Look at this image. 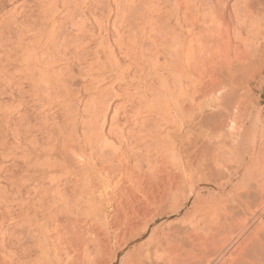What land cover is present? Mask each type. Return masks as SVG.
Returning <instances> with one entry per match:
<instances>
[{"label": "bare ground", "instance_id": "obj_1", "mask_svg": "<svg viewBox=\"0 0 264 264\" xmlns=\"http://www.w3.org/2000/svg\"><path fill=\"white\" fill-rule=\"evenodd\" d=\"M249 73L264 0H0V264H264Z\"/></svg>", "mask_w": 264, "mask_h": 264}, {"label": "rangeland", "instance_id": "obj_2", "mask_svg": "<svg viewBox=\"0 0 264 264\" xmlns=\"http://www.w3.org/2000/svg\"><path fill=\"white\" fill-rule=\"evenodd\" d=\"M12 9H13V6L12 5H8L4 9V11L8 12V11H12ZM91 47H93V46H91ZM90 61L91 60H88V62H90ZM91 62H93V61H91ZM125 63H128V61H126ZM132 74H133V71L130 73V76ZM243 79H242L243 81L241 82V84L243 85V87L244 86L246 87L247 92H248V97L250 98L249 100L251 102H253V103L256 102L255 103L256 104V108L257 107H263L264 108V77L257 78L256 80H252V75L250 74V76L248 75L247 78L245 77ZM104 88H110V83L109 82L101 83L100 89H104ZM120 90L122 91L123 87L120 88L118 91H120ZM240 91L243 92L241 87H238V92H240ZM98 94H100V93H98ZM98 94L94 93L92 96H90V98L93 97V96L95 97V95H98ZM90 98L86 97L85 99H90ZM250 103H248V104H250ZM15 117H16V115L14 113L10 116V118H15ZM141 147H144V145H141L140 148ZM233 158H234L233 160H235V162L237 163V166L236 167L234 166L235 171H237V172H236L235 175H233L231 177V185H230V181H229V183H228L229 187L226 189V191L224 193H220L221 195L222 194L223 195H227L229 192L234 191V190H237V191L240 192L241 190H243L246 187V183H247V181L245 180L246 174H245V171H244L245 169L243 167V162L241 160V157L238 154H236ZM222 161L229 162L228 161V156L226 154H223L222 159L220 160V163H222ZM60 188H62V185L60 186ZM187 207H188V204L186 205V208ZM172 213H173V215H172ZM182 216H183V218H182ZM190 216H184V211H182V213L180 212V213H177V214H175V212H173V211H169L168 213L166 212L164 215H162L158 219L157 222H158V224H160L159 228L160 229L161 228L162 229L165 228L164 229L165 231L168 229V227L170 228L172 226H175V224H176L177 227H180V225L183 222H184L183 223L184 226H183V224L181 225V227H183V228H186L187 226H188L187 228H189V227L192 228V227H195V225H196L195 229L196 230L199 229V231L202 229L200 232H203L202 234L205 235L206 232H207L206 228L204 227V225L198 223L197 221L202 219V218H204L205 216H209V214H199V215L196 216L195 221H193L192 217H190ZM184 218H186V219H184ZM181 220H182V223H181ZM179 221H180V223L177 224V222H179ZM185 221H186V224H185ZM190 225L191 226L193 225V226L191 227ZM147 239H148V235L142 233L136 240H129L128 241L129 246L126 249V253L130 254L133 251H136V250H138L140 248H144L145 244L147 242ZM89 249H92L91 245L89 246ZM118 250L119 249L116 248V251H118ZM104 263L105 264H117V262H115V260L112 257L105 258L104 259Z\"/></svg>", "mask_w": 264, "mask_h": 264}]
</instances>
